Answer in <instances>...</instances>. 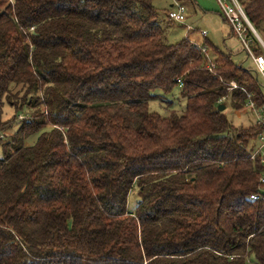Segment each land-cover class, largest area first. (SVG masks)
Here are the masks:
<instances>
[{"label":"trees","instance_id":"1","mask_svg":"<svg viewBox=\"0 0 264 264\" xmlns=\"http://www.w3.org/2000/svg\"><path fill=\"white\" fill-rule=\"evenodd\" d=\"M237 1L264 43V0ZM158 17L153 0H0V133L19 122L0 139V264H264L261 126L224 114L264 106V80L207 37L169 43ZM175 87L182 112L149 109Z\"/></svg>","mask_w":264,"mask_h":264},{"label":"rangeland","instance_id":"2","mask_svg":"<svg viewBox=\"0 0 264 264\" xmlns=\"http://www.w3.org/2000/svg\"><path fill=\"white\" fill-rule=\"evenodd\" d=\"M179 2L185 7L184 21L182 23H175L170 21L166 15V12L173 3L169 0H153V6L159 13L157 22L162 27L169 43L173 44L183 38H187L196 46L204 47L205 39L201 36L200 32H206L208 42L221 51L229 52L236 64H242L246 69L253 67L252 62L247 58L243 44L237 36L231 34V26L226 22L215 0H185ZM249 39H252L250 35ZM247 44L254 54L259 52V45L255 41L252 40L251 43L248 41ZM261 55L264 56V53L262 52ZM155 94L161 97V99L149 102V109L151 111L165 116L172 110L179 113L184 110V99L181 98L178 87H175L167 94L160 90L156 91ZM168 103H171V105H168ZM14 114V109L5 103L0 114V122L9 121ZM224 114L234 127L250 126L254 120V114L248 108H245L243 111H234L232 108L227 107ZM18 127V121L11 123L10 128L4 134L0 133V139L3 140L2 135L6 138L12 136ZM35 139L36 136L31 137L28 140V144H33ZM5 141L6 139L3 140V142ZM255 146L258 147L259 143L255 142ZM2 155L0 145V158ZM138 201L139 198L136 189H134L128 195L127 209L133 211Z\"/></svg>","mask_w":264,"mask_h":264},{"label":"built area","instance_id":"3","mask_svg":"<svg viewBox=\"0 0 264 264\" xmlns=\"http://www.w3.org/2000/svg\"><path fill=\"white\" fill-rule=\"evenodd\" d=\"M173 4L170 6L167 11V18L175 23H182L184 21V13L185 7L177 0H169ZM226 19L227 23L231 26L233 33L243 44L247 55L251 58L255 72L259 74L264 80V56L263 55H255L254 52L250 49L247 44L248 41H255L263 50L264 53V43L258 34L253 29L252 25L249 23L246 15L238 3L237 0H215ZM190 32V31H188ZM203 38L207 37L206 32H200ZM249 35L252 39H249ZM205 52V48L202 49ZM211 67L213 66V62L209 64ZM236 89V84L234 82H230L229 88ZM248 110L252 111L254 114L255 123L261 126V131L257 136V142L259 146L256 147L253 152L251 158L261 157V163L264 162V106L257 107L252 101H248L247 103ZM262 185H264V177L260 179ZM250 199L252 200H261L264 202V190L260 191V194L251 195Z\"/></svg>","mask_w":264,"mask_h":264},{"label":"water","instance_id":"4","mask_svg":"<svg viewBox=\"0 0 264 264\" xmlns=\"http://www.w3.org/2000/svg\"><path fill=\"white\" fill-rule=\"evenodd\" d=\"M224 109V106L223 105H220L219 107H218V111H222Z\"/></svg>","mask_w":264,"mask_h":264},{"label":"crops","instance_id":"5","mask_svg":"<svg viewBox=\"0 0 264 264\" xmlns=\"http://www.w3.org/2000/svg\"><path fill=\"white\" fill-rule=\"evenodd\" d=\"M169 10V9H168ZM166 15H167V12H166Z\"/></svg>","mask_w":264,"mask_h":264}]
</instances>
